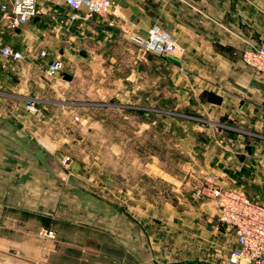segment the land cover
I'll return each instance as SVG.
<instances>
[{
  "label": "crops",
  "instance_id": "0c3cea01",
  "mask_svg": "<svg viewBox=\"0 0 264 264\" xmlns=\"http://www.w3.org/2000/svg\"><path fill=\"white\" fill-rule=\"evenodd\" d=\"M111 1L107 14L77 19L74 31L79 34L71 35V70L79 85L88 83L107 97L135 100L142 98L144 89L157 98L161 81L190 88V96L212 92L218 101L207 104L210 113L227 116L239 127L264 131V77L240 59L245 47L264 41V0ZM29 23L3 35L24 53L30 47L26 36L33 35L27 31ZM155 24L173 36L181 54L166 60L143 53L131 40L146 38ZM17 31L20 37L26 31L21 42L16 40ZM60 34L56 47L61 52L45 47L35 53L44 69L53 57L67 56L63 45L67 41L64 32ZM42 50L46 58L38 56ZM4 64L0 87L17 81L18 63ZM2 99L0 94V264H221L222 254L236 245L234 232L227 227L229 237L218 239V250L212 253L207 230L195 233L198 249L191 243V222L169 217L162 228L154 229L157 222L148 225L145 234L143 212L129 214L100 197L81 180L73 159L63 163L69 155L61 147L65 129L58 119L61 110L40 103L48 109V119L35 122L23 107ZM256 171L264 177V168L250 169L252 174ZM219 181L227 189L243 186L226 173ZM246 193L260 200L264 181ZM200 207L217 216L212 199H203ZM41 228H52L55 237L40 238ZM165 230L166 243L161 240Z\"/></svg>",
  "mask_w": 264,
  "mask_h": 264
},
{
  "label": "rangeland",
  "instance_id": "374dc122",
  "mask_svg": "<svg viewBox=\"0 0 264 264\" xmlns=\"http://www.w3.org/2000/svg\"><path fill=\"white\" fill-rule=\"evenodd\" d=\"M37 3V14L27 26V31L33 33L26 36L30 47L15 67L17 81L0 87L1 100L6 98L24 109L25 99L31 98L61 110L58 119L65 126L61 147L71 158L69 161L77 163L81 180L129 214L143 212L145 234L153 222H157L153 225L157 229L168 217L170 221L184 219L191 222L192 245L199 249L200 238L196 239L195 233L205 234L207 230L208 250H218L216 241L228 238L231 230L216 214L200 207L203 200L195 192L202 185L222 186L219 178L224 173L241 183L245 193L263 185L264 177L257 171L252 174L250 169L264 168V131L239 127L227 116L210 113L212 107L207 104L218 101L212 92L190 96V88L161 81L157 98L150 89H144L142 98L135 100L107 97L88 83L79 85L74 80L77 74L71 70V35L79 34V30L74 31L78 20L60 0ZM61 32L67 41L63 44L68 48L67 56L60 55L63 67L49 78L35 53L45 47L56 53L60 49L56 38ZM16 33V40L21 42L22 37ZM157 57L169 60L173 56ZM45 111L47 120L49 111ZM167 235L163 231L161 240L165 241ZM150 246L147 252L152 255Z\"/></svg>",
  "mask_w": 264,
  "mask_h": 264
},
{
  "label": "built area",
  "instance_id": "2783aa9c",
  "mask_svg": "<svg viewBox=\"0 0 264 264\" xmlns=\"http://www.w3.org/2000/svg\"><path fill=\"white\" fill-rule=\"evenodd\" d=\"M72 13V18L89 19L93 16L107 14L113 8L111 0H60ZM37 0H1L0 1V68L4 62H21L25 53L7 43L4 33H12L28 24L37 14ZM81 15H84L83 17ZM143 53L156 56L174 57L182 52L173 36L158 25H153L146 38L130 37ZM46 58V51L38 53ZM242 62L264 75V41L251 44L241 52ZM5 65V64H4ZM63 61L55 56L46 65L43 72L52 78L61 71ZM24 109L37 122L45 121V109L34 99H27ZM64 156L63 163L69 161ZM198 199L210 198L218 209L217 218L230 228L235 235L236 245L222 257L221 264H264V200L248 197L237 189H227L217 184L202 185L197 188ZM37 235L43 239H52L55 232L52 228H41Z\"/></svg>",
  "mask_w": 264,
  "mask_h": 264
}]
</instances>
